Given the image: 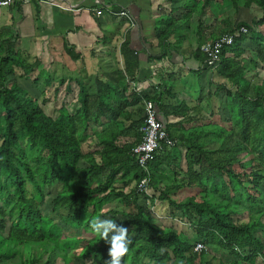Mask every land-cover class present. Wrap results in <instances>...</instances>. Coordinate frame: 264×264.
<instances>
[{"label": "trees", "instance_id": "16d2710c", "mask_svg": "<svg viewBox=\"0 0 264 264\" xmlns=\"http://www.w3.org/2000/svg\"><path fill=\"white\" fill-rule=\"evenodd\" d=\"M167 2L170 13L156 21L161 56L176 30L190 23L203 45L208 18L211 27L223 23L226 33L242 26L248 32L223 49L210 70L206 97L210 107L217 98L218 112L187 117L184 103L172 108L146 97L166 117L173 112L186 119L164 122L174 145L162 143L150 164L155 213L137 190L143 175L132 155L144 119L128 126L118 122L125 110L113 95L101 93L97 103L84 85L79 110L70 113L63 106L51 115L47 95L40 100L18 83V78L32 81L36 66L22 58L15 41L2 45L0 264H106L110 244L90 227L97 217L128 229L132 242L122 264H264V0ZM241 9L253 20L231 23L230 11L235 18ZM125 70L134 80L127 63ZM51 82L46 78L45 88ZM59 186L54 194L52 188ZM158 204L172 222L187 224L192 237L156 223ZM198 243L204 245L199 252Z\"/></svg>", "mask_w": 264, "mask_h": 264}, {"label": "crops", "instance_id": "0c3cea01", "mask_svg": "<svg viewBox=\"0 0 264 264\" xmlns=\"http://www.w3.org/2000/svg\"><path fill=\"white\" fill-rule=\"evenodd\" d=\"M169 5L167 0H13L12 5L0 7V55L6 42L17 43L22 58L36 66L32 81L42 79L38 85L25 78H18V83L23 86L20 80L28 81L40 100L47 95L45 107L51 115L63 106L70 113L79 110L80 85H84L97 103L101 93L113 95L115 105L125 110L118 122L127 126L145 118L144 103L153 101L146 97L159 98L163 106L172 108L184 103L187 117L207 118L217 98H212L210 107L206 95L211 69L205 66L196 24L177 29L161 56L156 21L170 13ZM122 9L129 17L117 14ZM229 15L234 24L232 11ZM210 19L206 42L226 33L223 23L211 27ZM126 63L134 80L126 74ZM46 78L52 79L48 88L43 84ZM157 116L163 123L186 120L173 112L166 117L159 107Z\"/></svg>", "mask_w": 264, "mask_h": 264}, {"label": "built area", "instance_id": "2783aa9c", "mask_svg": "<svg viewBox=\"0 0 264 264\" xmlns=\"http://www.w3.org/2000/svg\"><path fill=\"white\" fill-rule=\"evenodd\" d=\"M28 2L29 0H24ZM13 0H0V7L12 5ZM120 17H129L127 10L122 9L117 13ZM246 27H240L233 33H224L213 41L206 42L201 46V51L205 56V66L209 69L216 68L220 63V55L223 49L233 45L235 38L241 33H247ZM145 118L141 126L142 140L132 150V155L140 168L142 178L137 183V190L140 194L148 198L151 211L154 212L156 202L151 205L152 192L150 188V164L155 160L157 152L162 148V143L168 147H173L174 142L169 138L168 131L163 122L158 119L157 105L153 101L144 103ZM158 217V216H157ZM204 245L198 243L195 251H202Z\"/></svg>", "mask_w": 264, "mask_h": 264}, {"label": "clouds", "instance_id": "9594fccd", "mask_svg": "<svg viewBox=\"0 0 264 264\" xmlns=\"http://www.w3.org/2000/svg\"><path fill=\"white\" fill-rule=\"evenodd\" d=\"M91 230L106 243L110 244L108 255L110 260L106 264H122L123 258L129 252L131 240L128 236V229L118 225L112 219L95 218L90 222ZM113 233L109 238V234Z\"/></svg>", "mask_w": 264, "mask_h": 264}, {"label": "rangeland", "instance_id": "374dc122", "mask_svg": "<svg viewBox=\"0 0 264 264\" xmlns=\"http://www.w3.org/2000/svg\"><path fill=\"white\" fill-rule=\"evenodd\" d=\"M234 11H232V13H233ZM235 16V15H234ZM245 21V22H251V20H253V16H251L250 14H249V12H247L246 10H244V9H241L240 10V12L238 13V15L235 17V20H234V23H236L237 21ZM25 81L26 80H20V82H21V84L23 85V86H21L23 89H25V91H28V92H30V93H34V94H38L37 93V91L35 92V90L33 89V87H31V85H30V83L28 82V81H26V83H25ZM37 96H39V95H37ZM48 108V107H47ZM46 107H45V109L47 110V112L48 113H50V111H49V109H47ZM216 110L217 112L219 111V103H218V100H215V102L213 103V108H212V110ZM51 114V113H50ZM84 148H86L87 149V147H86V145H84ZM59 190H61L60 189V186L59 187H54V188H52V191H53V193L55 194L56 192H58ZM53 199V197L52 196H49L48 198H47V203H49V208H50V204H51V200ZM158 206H162V204H158ZM156 207H157V205L155 206V208H154V213H155V211H156ZM128 210V209H127ZM161 211H163V213H162V215H161ZM158 214V213H157ZM156 217V216H155ZM155 221H156V223H158L159 225H165V226H169V225H174V226H176V228L178 229V230H180V231H183L184 233H186L188 236H191L192 237V229L187 225V224H184V225H181L178 221L176 222L175 220H173V222H172V220L170 219V217L168 216V214H167V209L165 208V206H162V210L160 209V211H159V216H158V218L156 217L155 218ZM217 254L218 255H220L221 256V258L223 259V261H227V259H228V257H227V255H226V253L225 252H223V251H220V252H217ZM13 262H19V260L18 259H16L15 261H13ZM216 262L217 261H215V264H216ZM11 264H13V263H11ZM57 264H60V263H57Z\"/></svg>", "mask_w": 264, "mask_h": 264}]
</instances>
